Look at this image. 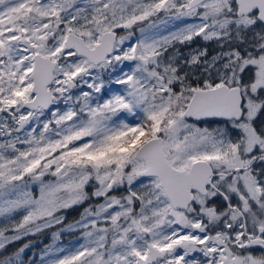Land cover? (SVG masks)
<instances>
[{
	"label": "snow or ice",
	"instance_id": "1",
	"mask_svg": "<svg viewBox=\"0 0 264 264\" xmlns=\"http://www.w3.org/2000/svg\"><path fill=\"white\" fill-rule=\"evenodd\" d=\"M0 264H264V0H0Z\"/></svg>",
	"mask_w": 264,
	"mask_h": 264
},
{
	"label": "trees",
	"instance_id": "2",
	"mask_svg": "<svg viewBox=\"0 0 264 264\" xmlns=\"http://www.w3.org/2000/svg\"><path fill=\"white\" fill-rule=\"evenodd\" d=\"M37 243L39 244V241H37Z\"/></svg>",
	"mask_w": 264,
	"mask_h": 264
},
{
	"label": "rangeland",
	"instance_id": "3",
	"mask_svg": "<svg viewBox=\"0 0 264 264\" xmlns=\"http://www.w3.org/2000/svg\"><path fill=\"white\" fill-rule=\"evenodd\" d=\"M41 247H42V245H41ZM37 251H38V249H37Z\"/></svg>",
	"mask_w": 264,
	"mask_h": 264
}]
</instances>
